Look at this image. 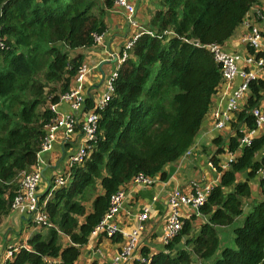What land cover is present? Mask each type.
I'll return each instance as SVG.
<instances>
[{"label":"trees","instance_id":"1","mask_svg":"<svg viewBox=\"0 0 264 264\" xmlns=\"http://www.w3.org/2000/svg\"><path fill=\"white\" fill-rule=\"evenodd\" d=\"M259 1L150 0L153 34H141L121 65L115 93L98 111L90 157L47 200L54 226L34 233L7 264H74L113 194L139 174L168 178L166 166L191 149L221 88L222 64L209 46L230 39ZM112 7L114 0H0V229L22 174L36 166L55 117L50 105L71 90L85 62L81 50L105 35ZM246 95L230 122L233 135L214 139L210 163L221 177L199 208L205 221L184 220L149 264H264V196L248 203L250 181L264 167V136H250L264 79H251ZM222 154L234 155L228 168ZM60 233L72 244L63 245Z\"/></svg>","mask_w":264,"mask_h":264},{"label":"crops","instance_id":"2","mask_svg":"<svg viewBox=\"0 0 264 264\" xmlns=\"http://www.w3.org/2000/svg\"><path fill=\"white\" fill-rule=\"evenodd\" d=\"M136 8L139 21L145 27L151 17V13L154 11V5L150 0H137ZM247 21L252 27H257L259 31L263 32L262 51H259L257 55L261 54L264 56V0H260L253 6L245 23L241 24L233 36L222 45V50L226 53L239 54L241 56L239 61L240 69L246 72L254 71L256 78L264 79V69L258 71L253 64L248 63L246 60L249 49L244 42V36L251 28V26L250 28L246 26ZM106 23L108 29L102 40L83 50L86 52L84 64L91 69L86 75L83 85L86 90L94 94L102 91L109 73L118 65L115 56L121 53L124 45L137 32L135 27H130L126 23L125 14L118 7L109 9ZM251 52H254L253 49ZM112 55H114V58ZM243 81L244 78L238 75L228 91L221 89L220 92L213 96L211 113L205 118L195 138V142L191 147L192 152L190 154L187 152L181 159L166 166L165 171L168 175L166 180L156 176L153 183L149 186L143 184L133 185L132 183L126 186L128 190L127 197L117 213L116 220L129 231L139 224H144L145 230L133 259L123 264H145L142 260L147 257L146 253L152 257L154 254L165 251L164 226L169 212V206L167 205L168 195L172 190L180 188L188 191L194 186L200 188L208 183L218 184L221 174L217 169L209 165L211 157L217 150L214 139L219 136L229 138L233 135V130L230 123L223 129H216L211 115L215 109H225L227 107L228 97L234 93ZM77 86L78 81L74 79L72 87L76 88ZM88 101L90 104L91 100ZM60 109L75 116L86 117L83 112L76 114V110L72 108L70 103H61ZM261 109L264 112V99L261 103ZM250 136L252 138L264 136V124L259 125L255 131L250 133ZM81 143L82 135L78 130L68 142L64 144L55 142L52 151L45 153L42 155L41 160L37 161V168L42 170L45 177L58 174L66 164L68 155L76 150ZM203 143H205V148L201 151ZM195 152H198L197 155ZM205 158L207 163L202 161ZM219 158L221 164L223 163V167L228 168L225 165L229 160V155L222 154L219 155ZM241 178L245 179L243 176ZM250 186L252 188V196L248 199V203L262 200L264 196V180L260 174L250 181ZM46 188V181L44 180L40 188L41 205L43 204L45 193L49 192ZM249 207L245 208V213H248ZM43 208L48 215V223L41 226L32 220L31 216H26L15 210H12L3 219L0 229V264H7L14 257V254L23 247L28 249V241L34 233H45L48 228L54 226L50 220L46 205ZM146 208L150 209V218L143 222L141 213ZM90 210H92L91 204L88 205V211ZM180 212L184 220L195 216L198 219V224L206 219L205 216L201 215L199 209H194L187 205H181ZM60 234L63 245L72 244L69 236L63 233ZM124 244L125 239L120 235L113 238H108L105 235L96 237L90 235L88 242L80 246V255L74 264H109L119 254Z\"/></svg>","mask_w":264,"mask_h":264},{"label":"built area","instance_id":"3","mask_svg":"<svg viewBox=\"0 0 264 264\" xmlns=\"http://www.w3.org/2000/svg\"><path fill=\"white\" fill-rule=\"evenodd\" d=\"M114 1L115 7L120 8L124 12L126 23L130 27H135L137 32L134 33L124 45L121 53L115 56L118 65H116L115 69L109 73L100 93L94 94L85 89L83 85L84 79L91 69L83 64L75 77L78 81V86L76 88L72 87L69 92L63 94L58 103L50 105V109L55 117L51 123L45 127L46 137L41 150L38 152V160H41L42 155L45 153L52 151L55 142H62L63 144L68 142L71 137L77 133V130L82 135V143L76 148V150L68 155L66 164L58 174L45 177L42 170L35 166L30 172L23 173L20 178V189L13 201V210L25 214L26 216H31L32 220L38 223L39 226L48 223V215L45 213L43 207L46 205L47 200L52 195L53 191L58 187L69 184L72 179L73 169L76 166L84 164L90 157L101 118L98 111L108 105L115 93V83L119 75L120 65L127 59L129 50L141 34H153L148 27H144L139 21L136 8L137 0ZM246 18L243 23H245ZM246 26L250 28L251 25L249 21L246 22ZM103 36L104 35L98 36L96 38V43L100 42ZM262 40L263 32L259 31L257 27L251 26L250 31L244 36V42L249 49L246 60L248 63L256 65L258 71L264 69V56L258 57L257 55L259 51H262ZM209 49L214 54L215 59L222 64L223 80L220 90L223 89L228 91L238 75H241L244 78L243 83L228 97L227 107L225 109H215L212 112L211 116L215 128L223 129L233 120L236 111L239 108L244 107L249 81L256 78V74L254 71L246 72L240 69L239 61L241 60V56L239 54L226 53L222 50V45L217 44L210 45ZM252 49L254 52H251ZM112 56L114 58V55ZM87 100H91V103L89 104V101L87 102ZM61 103H70L72 108L76 110V114L78 112H83L86 117L83 118L82 116H75L71 113L63 112L60 109ZM254 114L257 116L258 125H263L264 112L261 109H255ZM248 141V136H246L242 138L241 143L245 144ZM187 152L190 154L192 148ZM233 160L234 155L229 154V160L225 166L228 167ZM209 165L213 167L210 162ZM259 174L264 180V167L260 170ZM154 179L155 178L153 177L139 174L132 179V184L149 186L153 183ZM44 180L46 181V189L49 191V196L44 199L42 206L40 200V188L44 183ZM214 186V184L208 183L200 188L194 186V188H191L188 191L179 188L174 189L169 193L167 204L169 206V212L164 226V242L166 245L183 228L184 218L180 212L181 205H187L194 209H199L200 206L206 202L207 197ZM127 192V188L123 187L117 193L112 195L108 211L91 232V236L95 237L101 235H105L108 238H113L119 235L124 237L125 244L119 254L109 264H123L132 260L141 243V237L145 230L144 224H139L137 227L129 231L116 220L117 213L127 197ZM149 218L150 209L146 208L145 211L141 213V220L144 222ZM151 259L152 257L148 256L143 258L142 262L149 264Z\"/></svg>","mask_w":264,"mask_h":264},{"label":"rangeland","instance_id":"4","mask_svg":"<svg viewBox=\"0 0 264 264\" xmlns=\"http://www.w3.org/2000/svg\"><path fill=\"white\" fill-rule=\"evenodd\" d=\"M84 50V49H83ZM83 50H81V53H83L84 54V56H85V54H86V52H84ZM255 66V69L257 68L256 67V65H254ZM204 145H205V143H203V145L201 146V151H203L204 150ZM197 153L198 152H195V154L197 155ZM204 163L206 162V158L205 159H203L202 160ZM207 163V162H206ZM90 203H87V206L89 205ZM244 220V219H243ZM243 220H240L239 222H238V224H242L243 223Z\"/></svg>","mask_w":264,"mask_h":264},{"label":"water","instance_id":"5","mask_svg":"<svg viewBox=\"0 0 264 264\" xmlns=\"http://www.w3.org/2000/svg\"><path fill=\"white\" fill-rule=\"evenodd\" d=\"M263 158H264V152H263V155H262L261 159H263Z\"/></svg>","mask_w":264,"mask_h":264}]
</instances>
